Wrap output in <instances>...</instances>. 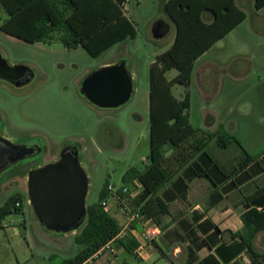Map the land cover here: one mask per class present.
<instances>
[{
  "label": "rangeland",
  "instance_id": "374dc122",
  "mask_svg": "<svg viewBox=\"0 0 264 264\" xmlns=\"http://www.w3.org/2000/svg\"><path fill=\"white\" fill-rule=\"evenodd\" d=\"M166 1L129 0L125 12L135 22L137 36L98 57L91 56L82 46L69 49L59 40L30 43L0 28V54L11 65L25 64L33 72L32 80L21 86L0 78V133L13 143L36 142L44 151V156L18 162L0 177V208L13 196L20 194L23 198L21 210L7 215L0 224V254H12L14 250L34 253L36 263L31 264H56L76 254L75 238L84 224L68 233L46 229L28 193L33 167L58 160L67 146L78 148L88 175L87 206L100 201L108 182L120 187L126 172L133 167L144 170L150 163V67L158 54L171 47L176 34V26L164 10ZM236 2L246 12V20L200 59L191 85L173 83V92L178 96L186 92L192 95L190 120L194 128L202 131L200 136L224 127L251 155L257 156L264 153V8L257 10L255 0ZM7 17L8 12L0 6V26ZM159 19L166 20L171 28L163 38H155L152 31ZM120 62L126 64L133 79L131 99L114 108L95 105L83 93V81L93 71ZM206 62H217L219 66L206 67L202 78L200 69ZM177 74V69H171L166 76L174 80ZM190 144L191 141L186 144L187 149ZM238 148L235 144L224 149L215 141L208 147L217 158L233 164L241 156ZM173 150L171 143L164 147L167 155ZM173 164L176 168L179 165L176 161ZM139 190L142 192L143 188ZM191 199L207 203L203 198ZM192 202L188 201L187 206ZM171 208L180 214L179 205L172 203ZM168 220H160L159 239H170L187 252L191 241L186 230L177 226L163 229ZM56 240H65L66 247L57 250ZM52 252L58 256L50 263L48 255ZM165 252L169 251L165 248ZM164 254L157 250L158 261L152 264H172ZM126 258L135 260L124 253L118 264Z\"/></svg>",
  "mask_w": 264,
  "mask_h": 264
},
{
  "label": "trees",
  "instance_id": "16d2710c",
  "mask_svg": "<svg viewBox=\"0 0 264 264\" xmlns=\"http://www.w3.org/2000/svg\"><path fill=\"white\" fill-rule=\"evenodd\" d=\"M128 1L0 0V6L8 12L0 28L8 35L30 43L59 40L69 49L82 46L91 56L98 57L115 45L137 36L136 24L125 12ZM254 5L260 10L264 8V0H255ZM164 10L174 22L176 34L171 47L158 54L150 67V163L144 170L133 167L123 175L124 183H130L135 178L142 182L143 190L137 203L157 223H160L162 215L170 213L169 204L158 191L172 182L180 170L184 169L173 185L186 192L188 180L194 177H205L219 186L238 172L246 171L252 162L262 156L251 155L224 127L200 136L202 131L194 128L190 121V94L186 92L184 98L179 99L173 92V83L185 87L190 85L195 62L244 22L246 12L236 0H167ZM207 15L211 18L206 19ZM171 69L178 70L174 80L166 76ZM190 141L187 149L186 144ZM212 141L224 149L237 144L245 156L235 168L227 169L209 151ZM169 143L177 151L180 150L179 157H176L177 168L172 160L174 155L166 156L164 153V147ZM108 184L102 190L100 201L88 206L84 227L75 238L80 251L62 264H83L120 235L122 226L119 221L101 205V200L107 195ZM22 200V195L18 194L0 208V224L7 215L21 210ZM219 201V197L213 198L210 206L214 207ZM18 202L20 206H17ZM243 220L244 228L233 236L241 239L239 247L227 246L219 238L220 229L209 219L198 228L185 226L191 241L188 264H227L243 249H247L254 258L262 257L254 248V239L264 229V213L250 208L243 214ZM199 233L206 235V239H202ZM121 243L130 253H134L139 246V242L131 236L121 240ZM206 245L216 246L220 260L214 254L199 260L196 251ZM253 264L258 263L254 260Z\"/></svg>",
  "mask_w": 264,
  "mask_h": 264
},
{
  "label": "crops",
  "instance_id": "0c3cea01",
  "mask_svg": "<svg viewBox=\"0 0 264 264\" xmlns=\"http://www.w3.org/2000/svg\"><path fill=\"white\" fill-rule=\"evenodd\" d=\"M208 51H210V49ZM208 51L195 62L192 77L193 73L196 70L197 63L204 55L208 53ZM208 66L217 67L219 66V64L217 62H206L205 64H203L200 69L203 73L202 78L204 77V69ZM185 94L186 93H181V95L175 96L179 99H182L184 98ZM190 100L192 101L191 94ZM176 151L177 150L174 149L172 152H170V154H166V156L174 155V158L172 160L177 162L176 157L179 156L175 155ZM261 155L262 156L257 161L252 162L247 167L246 171L238 172L233 176L232 179L219 186L213 185L212 182L205 177H194L191 180H188V189L186 192H184L183 190H180L173 185L174 181H176L178 177L182 175L178 173L174 177L172 182L166 183L160 188L162 189L164 187L163 192L159 195L170 206V213L164 214L160 217V220L163 218L165 220L170 218V220H168L169 223L162 226L163 229H165L167 226L168 228L177 226V229L183 230H185V226H188L189 228H198L201 223L209 219L220 229L221 233L219 238L223 242H225L227 246L236 245L237 247H239V245H241V239L239 237L234 238L233 236L235 233L240 232L244 228L243 214L250 208H256L259 212L264 213V153H262ZM214 157L225 168L233 169L243 159L244 152L242 150L241 156L238 158L235 164H233L232 162H227L225 159L220 160L215 155ZM192 197L203 198L205 201H207V203L204 204L202 199L192 200ZM215 197H219L220 201L219 203H217V205L211 207L210 202ZM252 200L259 201V203H253ZM188 201H193L192 205L187 206ZM172 203L179 205L180 214H175L174 210L171 208ZM157 224L159 226L161 234V222ZM122 233V236H119L108 243L109 248L98 259L88 264H118L119 256L124 253L130 254L135 258V260H132V258H126L122 262V264H138L137 261H139V264H152L157 260V258L155 257V253L157 250L163 251L165 253L164 255L167 258V261H171L172 264H188L190 248H188V251L185 252L182 247L176 245L175 243H172L173 241H171L170 239L164 238L163 241H161L159 237L156 238L155 242L146 243L141 237L142 229L140 227L137 228V236L129 229L123 230ZM126 233L130 234L131 237H134L139 242V246L136 248L134 253H130L129 251H127V249L121 243V240H125V238L127 237ZM199 234L201 235L202 239H206V235L201 233ZM56 241L58 242L57 250H62L67 245L65 240ZM29 247L31 248V245H29ZM80 248L81 247L79 245L74 248L76 254L80 251ZM165 248L169 252L166 253ZM254 248L260 255H262V257L254 258L247 249H243L236 257H234V259L231 260L230 263L227 264H253L254 260H256L258 264H264V229L257 233L254 239ZM211 254H214L218 257L216 253V246L206 245L202 249L196 251V255L198 256L199 260H203ZM229 254L230 252L228 253V255ZM48 256V261L51 263L52 260L56 256H58V254L52 252ZM35 257L36 256L34 255V253L33 255L25 253L22 254L14 250V253L12 254H0V264H31L36 263ZM68 258H62L60 263L56 264H62ZM192 264H198V262H194Z\"/></svg>",
  "mask_w": 264,
  "mask_h": 264
},
{
  "label": "water",
  "instance_id": "95a60500",
  "mask_svg": "<svg viewBox=\"0 0 264 264\" xmlns=\"http://www.w3.org/2000/svg\"><path fill=\"white\" fill-rule=\"evenodd\" d=\"M170 24L157 20L152 27L155 38H163L170 32ZM33 76L25 64L11 65L0 54V78L20 85ZM82 91L95 105L114 108L126 104L134 92V83L124 62L111 64L93 71L83 81ZM0 145L17 150L0 133ZM9 163L0 172L13 164L14 153H9ZM89 178L84 170L78 148L67 146L56 161L34 168L29 173L28 193L30 202L41 224L57 233L77 230L87 219V196Z\"/></svg>",
  "mask_w": 264,
  "mask_h": 264
},
{
  "label": "built area",
  "instance_id": "2783aa9c",
  "mask_svg": "<svg viewBox=\"0 0 264 264\" xmlns=\"http://www.w3.org/2000/svg\"><path fill=\"white\" fill-rule=\"evenodd\" d=\"M139 187L143 188V184L138 178H135L132 184L124 183L120 187L109 183L106 187L107 195L101 200V205L122 226L119 236H122L125 229H129L136 235L137 228L140 227L143 240L146 243H152L160 234V229L156 220L143 210L142 205L137 204L138 197L141 194ZM20 205L21 203L18 202L17 206ZM108 248L109 245L106 244L83 264L94 262Z\"/></svg>",
  "mask_w": 264,
  "mask_h": 264
},
{
  "label": "flooded vegetation",
  "instance_id": "af4514ba",
  "mask_svg": "<svg viewBox=\"0 0 264 264\" xmlns=\"http://www.w3.org/2000/svg\"><path fill=\"white\" fill-rule=\"evenodd\" d=\"M32 78H33V76L30 79L26 80L24 83L20 84L19 86L27 84L28 82H30L32 80ZM14 84H16V83H14ZM15 144L18 145L17 150H11L8 146H4V145L1 146L0 145V169L4 166H7V164L9 163V158H10L9 153L15 154L12 157L13 164L10 165L7 169L1 171L0 177L2 176V174L5 171H7L10 167L17 164L18 162H21L23 160H34V158H36L40 155L44 156V151H43L42 147L36 142H22V143H15ZM39 166L40 165H38L37 167H39ZM33 169H34V167H33Z\"/></svg>",
  "mask_w": 264,
  "mask_h": 264
}]
</instances>
